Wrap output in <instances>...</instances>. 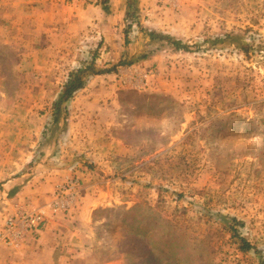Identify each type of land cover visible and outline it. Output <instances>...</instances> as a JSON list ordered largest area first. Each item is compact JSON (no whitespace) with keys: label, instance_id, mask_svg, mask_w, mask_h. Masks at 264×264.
<instances>
[{"label":"rangeland","instance_id":"374dc122","mask_svg":"<svg viewBox=\"0 0 264 264\" xmlns=\"http://www.w3.org/2000/svg\"><path fill=\"white\" fill-rule=\"evenodd\" d=\"M120 1L101 31L93 19V29L76 25V15L67 17L70 24L52 23L83 32L62 40L36 33V12L24 0H0V161L23 158L45 135L59 142V156H72L63 166L100 168L88 182L116 194L74 227L84 264H264V0ZM90 12L83 14L96 15ZM142 26L187 49L164 47L117 65L109 82L88 77L75 102L54 108L69 72L79 67L72 59L78 40H90L81 60L94 57L88 65L111 68L149 51L154 43L146 44ZM129 76L138 84L123 83ZM83 124H100L82 136L94 145H82L73 131L57 141L62 129ZM69 180L77 197L51 212L47 203ZM81 191L75 174L56 179L45 217L69 210ZM41 206L4 213L0 240L5 218Z\"/></svg>","mask_w":264,"mask_h":264},{"label":"crops","instance_id":"0c3cea01","mask_svg":"<svg viewBox=\"0 0 264 264\" xmlns=\"http://www.w3.org/2000/svg\"><path fill=\"white\" fill-rule=\"evenodd\" d=\"M28 2L31 3L28 5ZM66 2L65 0H24L22 6L36 12L34 15L38 18V20L35 21L37 22L35 24L37 27V34H44L49 36L50 39L59 37V39L62 38V40H67V38L72 35L75 36L76 39L77 34L78 39L79 36H82L83 32L80 33L79 30L81 29L77 30L73 28L59 30L53 27L54 24L52 23H57L58 21L59 23L66 22L70 24L71 22L69 23L67 17L70 18V15H76L77 18L73 20L76 25H80L83 21L89 25L91 24L89 20L93 19L91 21L101 31V26H103L105 21L103 18H105L107 14L104 11L106 6L104 8L102 2L104 5H107L108 10L110 7L113 9L115 5L117 6L121 3L120 0H88L87 2L77 5L74 3L68 4ZM81 7L85 9H81ZM84 11H91L90 13H96V15L87 14V16H84ZM64 14H67V16L64 17ZM99 16L100 19L98 20ZM43 17H48L51 20L43 21ZM94 19H96V21ZM90 28L93 29V27L89 25L87 29L90 30ZM48 32H50V34H48ZM99 33L98 30V34ZM87 35L88 33H86V36ZM99 39L98 44L99 47H101L104 37L100 36ZM78 41L81 42V44H78L77 47L74 46V49L76 48L74 52L77 56L72 59H74L76 65L78 64V66H81L87 60H90V57H88L87 60L85 58L82 60L80 59V55L83 52H87L89 56L90 51L89 49L86 51L88 46L85 42H89L90 40L87 39L83 42L84 40L82 41L80 39ZM73 57L75 56L73 55ZM154 57L155 56L150 60L148 59V62L156 59ZM89 78L90 81L99 82H109L113 79L109 73L94 74L92 78L91 76ZM114 82V85H116L117 81ZM114 85L113 87L111 86V88H114ZM84 86L85 85L79 87L72 94L70 102L73 103L76 101L74 94L83 90ZM58 95L59 94H57V96ZM54 125L55 124H52L51 127H54ZM77 125L79 126V124ZM46 127L48 126L46 125ZM91 127L94 129V133L97 129L100 130V124H83L80 129L77 128L76 130L70 129L69 125L68 128L62 129V132L58 134L57 141L64 138V142H66L70 139L72 131L78 134L80 138H82V136L88 137ZM43 133H46V131ZM61 133L62 136L59 137ZM43 137L44 138L38 140V143L35 145V151L29 150L23 158L21 156L8 155L7 157L4 156L2 161H0V195L4 197L6 195V197L1 200L3 204L0 205V227L3 225L2 216L6 212L11 213L19 208L34 209L41 205L42 209L46 208L44 204H46L47 200L51 197L53 182H55L56 179L63 180V178L68 177V175H77L82 186L81 197L73 207L64 213L62 212L63 214L47 215L48 217L45 221L40 223L34 230L26 231L20 240H13L11 241L12 244H9V242L1 239L0 264H78L80 261L84 264V251L82 247L79 246V241H76L73 236L74 227L79 222H83V220L87 221V217L88 219L91 218V212L94 208L105 204L109 198L113 197L111 194H116L115 192L111 193L108 190H103L100 185L98 186L93 184V182H88L91 177H98L101 175V172L98 171V169H100L98 166H96L95 169L79 166L80 163L74 167L63 166L65 162L73 159L72 156H68L67 159L65 157L68 154L64 155L62 153V155L59 156V149L61 148L58 144L59 142L56 144V140L48 139L49 137H45V135ZM96 137V135H92L91 139H96ZM81 144L94 145V142L85 138ZM37 148L40 149L41 152L35 154ZM48 151L52 153L53 156L56 154L57 157L55 156L52 158V155H49ZM85 155L94 163H99L96 158H91L86 152ZM29 161L34 162V166L29 165ZM55 162L58 165H56ZM62 174L63 176H61ZM81 241L83 243L84 240L80 239V242Z\"/></svg>","mask_w":264,"mask_h":264},{"label":"trees","instance_id":"16d2710c","mask_svg":"<svg viewBox=\"0 0 264 264\" xmlns=\"http://www.w3.org/2000/svg\"><path fill=\"white\" fill-rule=\"evenodd\" d=\"M102 6L105 8V13H108L107 5L102 2ZM129 26H126L124 30V42L128 43L127 34H128ZM140 31L147 37L146 44L154 43L150 45L149 51L139 54V56H130L129 60L126 59H120L116 62V64L112 65L111 68H94L95 66L88 65L90 63H94V57L91 60H87L84 64L81 66L75 68L73 71L69 72V76L67 80L64 83V86L62 90L59 92V95L57 96V100L54 102V108L55 109H61L65 111V106L61 107V103H65L73 94V92L81 87L84 83V81L90 77V75L94 74H101V73H110L116 69L117 65H129L137 62L140 59L148 58L149 56L155 54V51L159 50L160 48L164 47H171L174 50H186L187 45L183 44L180 40L174 38L172 35L161 32L159 30H152L149 27H140ZM99 45V44H98ZM95 52V50H94ZM85 74L86 76L82 78V75ZM55 113V112H54ZM242 246L241 249H246L249 247V244L241 238ZM143 249H147L146 246L143 247Z\"/></svg>","mask_w":264,"mask_h":264},{"label":"built area","instance_id":"2783aa9c","mask_svg":"<svg viewBox=\"0 0 264 264\" xmlns=\"http://www.w3.org/2000/svg\"><path fill=\"white\" fill-rule=\"evenodd\" d=\"M147 72L150 74L149 71ZM122 81L123 83H129L132 85L138 84L137 81H132V77L130 76L123 78ZM72 186L73 183L69 180L66 184H61L56 187L51 200L47 203V207L51 212H61L69 207L71 202H73V200L77 197V193L75 191L68 190ZM45 218V212L41 208L30 212L24 210L17 211L15 215L5 218L1 238L9 243L13 240H19L26 231L34 230L44 221Z\"/></svg>","mask_w":264,"mask_h":264}]
</instances>
